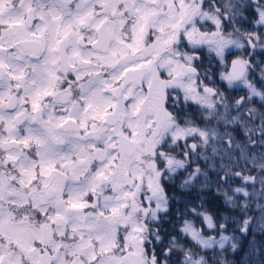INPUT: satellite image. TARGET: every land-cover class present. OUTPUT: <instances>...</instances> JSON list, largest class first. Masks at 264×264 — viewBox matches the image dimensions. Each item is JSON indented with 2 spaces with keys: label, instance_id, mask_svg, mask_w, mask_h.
I'll list each match as a JSON object with an SVG mask.
<instances>
[{
  "label": "snow or ice",
  "instance_id": "snow-or-ice-1",
  "mask_svg": "<svg viewBox=\"0 0 264 264\" xmlns=\"http://www.w3.org/2000/svg\"><path fill=\"white\" fill-rule=\"evenodd\" d=\"M229 252L264 264V0H0V264Z\"/></svg>",
  "mask_w": 264,
  "mask_h": 264
},
{
  "label": "trees",
  "instance_id": "trees-1",
  "mask_svg": "<svg viewBox=\"0 0 264 264\" xmlns=\"http://www.w3.org/2000/svg\"><path fill=\"white\" fill-rule=\"evenodd\" d=\"M209 200H210V207L216 208V207L221 206L222 201H217L213 197H209ZM249 239H251V237H249ZM259 239H260V236L259 234H257V240ZM245 247H247L246 244H245ZM227 259H229L230 261H233L234 264H242L244 260V253L241 252L239 255H236V254H232L231 252H229L227 255Z\"/></svg>",
  "mask_w": 264,
  "mask_h": 264
}]
</instances>
